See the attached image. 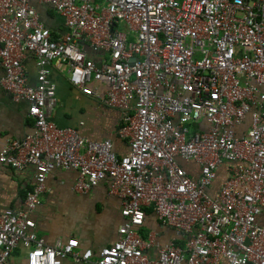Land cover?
<instances>
[{
  "label": "built area",
  "instance_id": "obj_1",
  "mask_svg": "<svg viewBox=\"0 0 264 264\" xmlns=\"http://www.w3.org/2000/svg\"><path fill=\"white\" fill-rule=\"evenodd\" d=\"M40 7L66 29L54 32ZM52 62L68 68L73 87L120 110L126 153L51 119ZM0 65L4 89L29 102L34 122L6 141L0 161L35 168L25 207L0 208V264H12L19 246L26 264H264V0H0ZM187 163L200 165L197 176ZM224 163L233 166L214 195ZM55 169L76 170L79 193L108 182L122 200L118 237L97 255L75 237L49 245L36 230L32 213ZM147 207L184 246L143 236Z\"/></svg>",
  "mask_w": 264,
  "mask_h": 264
},
{
  "label": "crops",
  "instance_id": "obj_2",
  "mask_svg": "<svg viewBox=\"0 0 264 264\" xmlns=\"http://www.w3.org/2000/svg\"><path fill=\"white\" fill-rule=\"evenodd\" d=\"M48 12L46 7H40ZM46 16L47 23L62 32L66 28L64 20L53 10ZM28 83H36V64L34 56L30 55L24 62ZM4 70L0 65V150L8 139L22 138L32 132L33 120L27 116L29 102H15L2 85ZM50 77L57 88L58 105L52 113V119L60 126H74L80 133L92 140L111 138L114 150L122 155L129 150L126 139L119 135L122 124L120 110L107 107L73 87L68 80V68H59L54 62L50 65ZM250 126L246 118L245 125L240 128L243 134ZM192 175H198L200 165L185 164ZM233 164L224 163L218 169V177L210 188L212 194H218L223 181L229 176ZM35 168L27 165L23 170L13 169L0 161V208L22 209L25 207L26 194L35 184ZM78 172L74 169H55L47 178V190L41 197V204L32 213L36 222V230L49 245L65 242L71 237L79 240L80 249L91 248L95 255L104 247L111 245L118 237V227L124 221L121 215L122 200L109 192L108 182H101L88 193L74 190ZM144 225L145 233H157V241L166 244L175 239V243L184 246L185 236L160 222L154 209L146 208ZM258 223L264 226V210L258 216ZM142 232V231H141ZM151 256H157V250L150 251ZM26 249L19 246L12 258V264H26ZM62 264H85L77 262L69 256ZM94 264V263H91ZM222 264H229L223 261Z\"/></svg>",
  "mask_w": 264,
  "mask_h": 264
},
{
  "label": "trees",
  "instance_id": "obj_3",
  "mask_svg": "<svg viewBox=\"0 0 264 264\" xmlns=\"http://www.w3.org/2000/svg\"><path fill=\"white\" fill-rule=\"evenodd\" d=\"M49 13H51L50 11H48ZM42 14H43V16L45 15V13L42 11ZM145 212H146V214L148 213V211H147V209H145ZM142 231V234H143V236L144 237H147L148 236V234L147 233H145L143 230H141Z\"/></svg>",
  "mask_w": 264,
  "mask_h": 264
},
{
  "label": "clouds",
  "instance_id": "obj_4",
  "mask_svg": "<svg viewBox=\"0 0 264 264\" xmlns=\"http://www.w3.org/2000/svg\"><path fill=\"white\" fill-rule=\"evenodd\" d=\"M52 117V116H51ZM52 119V118H51ZM54 121V120H53ZM55 122V121H54ZM85 250V249H84ZM84 250H82V251H84ZM94 251V250H93ZM95 253V252H94ZM97 255V254H96ZM69 257V256H68ZM66 259V258H65ZM63 261H64V259H63ZM82 263V262H81Z\"/></svg>",
  "mask_w": 264,
  "mask_h": 264
},
{
  "label": "rangeland",
  "instance_id": "obj_5",
  "mask_svg": "<svg viewBox=\"0 0 264 264\" xmlns=\"http://www.w3.org/2000/svg\"><path fill=\"white\" fill-rule=\"evenodd\" d=\"M119 28H123V25H122V24H120V25H119ZM66 68H67V67H66Z\"/></svg>",
  "mask_w": 264,
  "mask_h": 264
},
{
  "label": "water",
  "instance_id": "obj_6",
  "mask_svg": "<svg viewBox=\"0 0 264 264\" xmlns=\"http://www.w3.org/2000/svg\"><path fill=\"white\" fill-rule=\"evenodd\" d=\"M52 118V117H51ZM53 120V119H52Z\"/></svg>",
  "mask_w": 264,
  "mask_h": 264
}]
</instances>
